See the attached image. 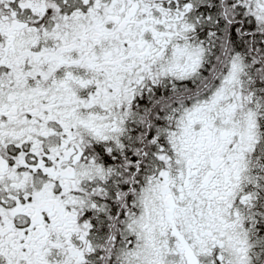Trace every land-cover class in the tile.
Listing matches in <instances>:
<instances>
[{
  "label": "snow or ice",
  "instance_id": "6c2138e0",
  "mask_svg": "<svg viewBox=\"0 0 264 264\" xmlns=\"http://www.w3.org/2000/svg\"><path fill=\"white\" fill-rule=\"evenodd\" d=\"M0 264H264V0H0Z\"/></svg>",
  "mask_w": 264,
  "mask_h": 264
}]
</instances>
